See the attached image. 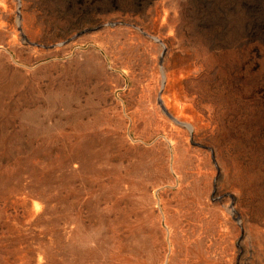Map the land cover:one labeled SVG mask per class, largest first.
<instances>
[{
  "label": "rangeland",
  "instance_id": "1",
  "mask_svg": "<svg viewBox=\"0 0 264 264\" xmlns=\"http://www.w3.org/2000/svg\"><path fill=\"white\" fill-rule=\"evenodd\" d=\"M0 264H264V0H0Z\"/></svg>",
  "mask_w": 264,
  "mask_h": 264
}]
</instances>
